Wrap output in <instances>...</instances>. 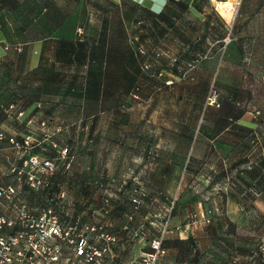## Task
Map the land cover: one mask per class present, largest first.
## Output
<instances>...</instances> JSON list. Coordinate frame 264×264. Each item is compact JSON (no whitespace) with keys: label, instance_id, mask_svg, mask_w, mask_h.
<instances>
[{"label":"rangeland","instance_id":"obj_1","mask_svg":"<svg viewBox=\"0 0 264 264\" xmlns=\"http://www.w3.org/2000/svg\"><path fill=\"white\" fill-rule=\"evenodd\" d=\"M68 1L70 5L77 2ZM222 1L230 2L233 14L240 0L213 2L218 6ZM83 13L87 16L86 11ZM67 17L76 23L82 15L70 8ZM149 21L167 24L161 26L170 32L167 19ZM229 22L219 28L224 34L217 33L225 44L234 37H256L264 42V24L257 30L245 26L242 35L235 23ZM80 25L78 29L84 31ZM142 27L144 24L140 23L128 26V40L134 48L137 42L145 47L148 42L152 49L158 48L164 56L172 58L169 63L172 67L177 54L159 42L162 37H157L156 25L149 27L148 32H141ZM76 30L75 27V36L80 37ZM117 66L120 68V64H113V72L118 70ZM72 76L71 71H60L46 80L47 85L38 83L40 107L34 124L22 129L23 136L31 134L37 144L27 150L22 148L20 152L10 143L5 149L0 146V182L16 184L20 198L37 213L51 208L60 215L67 229L82 230L98 246L106 247L101 264H141L143 253L151 248L153 238H161L166 249L158 264H227L234 258L231 250L256 248L264 251V223L260 233L238 229L235 219L231 222L234 227L230 225L228 229L221 225V220L227 216L235 218L240 194L256 199L261 195V192L259 195L247 192L246 188L264 183V79L258 83L254 96L261 113H250V119L259 118L252 137H237L238 131L232 124L229 131L234 135L232 142L217 137L212 142L192 144L156 142L149 138L178 120L191 124L202 122L201 129L209 127L210 134L221 136L220 78L213 79L206 92L204 80L195 79L188 84L182 83L175 94H162L155 106L157 111L149 121L159 124V129H148L140 93L132 96L112 94L98 101L72 89ZM172 82L173 79L168 78L161 83L172 85ZM210 97L215 100L212 104H209ZM194 145L196 155L188 154L189 147ZM66 147L68 150L63 157ZM33 153L40 160L53 158L56 161L55 170L37 171L41 180L37 187L28 183L25 172L10 171L13 166L22 167L25 157ZM29 169V165L24 167V170ZM157 169L166 173V188L162 191L146 184ZM82 181L84 190L82 185L77 186ZM207 214L211 218L209 222L204 218ZM63 246L66 264H71L73 246L66 240ZM176 255L179 261L174 262ZM244 260L251 264L253 259Z\"/></svg>","mask_w":264,"mask_h":264},{"label":"crops","instance_id":"obj_2","mask_svg":"<svg viewBox=\"0 0 264 264\" xmlns=\"http://www.w3.org/2000/svg\"><path fill=\"white\" fill-rule=\"evenodd\" d=\"M213 1L180 0L171 3L170 0H77L70 5L68 0H0V129L18 138L24 135L23 126H30L28 120L35 118L40 107L38 83L40 86L47 85L46 80H51L53 73L71 71L74 76L70 78V87L86 94L88 72L92 66L88 47L93 45L102 48L98 58L92 60V64H107L114 53L125 63L131 56V52L127 50V27L138 25V20L145 17L148 21L140 31L148 32L149 27L156 25L159 31L157 37H162L159 42L163 47L170 48L181 60L190 59L200 51V47H203V50L211 49L213 53L190 72L191 76L182 77L176 67L169 66L168 58L164 56L156 65L157 69L164 70V75L142 78L141 96L145 104L143 108L148 120L147 128L159 129V124L149 122L157 111L155 106L158 105L159 97L164 93L175 94L182 83L188 84L195 79L204 80L206 92L212 86L213 79L220 78V110L223 118L221 136L210 134L209 127L201 129L202 122L191 124L178 120L162 127L160 131L163 129L164 133L162 131L149 138L150 141L195 144L212 142L220 137L225 142H232L234 135L229 132L232 124L238 131L237 137H252L255 125L259 122V118L250 119V113L260 109L257 108L254 96L258 83L264 79V42L256 37H234L222 48L224 42L217 33L224 34L219 28L228 25L229 21L235 23L242 35L245 26L257 30L264 24V0H240L233 14L229 1L219 2L218 6ZM169 5L171 8H168ZM70 8L82 15L76 23L70 22L72 20L67 17ZM86 9L89 15L91 12L94 15L87 22L84 21L83 13ZM168 9L172 18V23L167 28L170 32L162 28L167 24L149 21ZM112 15L120 23L118 30L121 32L115 34L114 38L111 27L108 28L110 34H106L108 37L102 35V30H106L103 21L110 17L112 22ZM229 17L231 20L228 21ZM78 25L88 32H93V44L86 46V49L73 32ZM198 25L202 28L199 29ZM170 35L171 37L167 38ZM146 45L148 49H152L148 42ZM113 47L118 50L114 52L111 49ZM92 53L96 55L98 51ZM127 69L131 73V69L126 67L125 70ZM95 75V78L101 77V74ZM168 78L173 79L172 85H161L162 80ZM99 88L100 91L95 92L96 94H105L104 89H108L110 94L130 96L132 83L126 82L125 75L123 84L116 86L113 83L101 82ZM203 107L206 108V105L202 104ZM19 112H22V115L18 117ZM142 139L145 140L143 136ZM0 146L3 149L9 147L6 140H0ZM194 148L195 145L189 147L188 154L196 155L197 150H193ZM165 177V171L157 169L151 173V178L146 184L162 191L166 188ZM81 185L84 190V181L77 184L78 187ZM257 187L261 192L260 197L256 199L240 194L236 216H227L225 220H221L223 228L226 226L229 229L235 219L238 229H251L252 233H260L264 223V183H259ZM81 217L84 220L83 213ZM231 252L234 258L227 264H250L244 262V259H253L251 264H264V251L256 248H238ZM176 261H179L178 255L174 259V262Z\"/></svg>","mask_w":264,"mask_h":264},{"label":"built area","instance_id":"obj_3","mask_svg":"<svg viewBox=\"0 0 264 264\" xmlns=\"http://www.w3.org/2000/svg\"><path fill=\"white\" fill-rule=\"evenodd\" d=\"M207 56L208 54H205L203 57ZM214 101L210 97L209 104ZM260 113V110L255 111L256 115ZM21 115L22 112L17 114L18 117ZM28 124L32 126L33 120H28ZM0 140H6L17 152L37 144L29 133L18 138L16 135H8L1 129ZM67 150V147L64 148L63 157ZM26 165L30 166L29 170H24ZM55 168V159L40 160L33 153L25 157L22 167L13 166L10 171L18 174L25 172L28 183L37 187L41 182L37 173H49ZM248 190L254 195L260 194L254 185ZM204 218L208 222L211 220L208 214ZM71 229L72 227L67 229L63 225L60 215L51 208L43 213H37L34 207L20 198L16 184L0 182V264H66L68 260L63 246L65 240L73 246L71 264H101L107 248L98 246L84 231ZM165 252L162 239L153 238L151 248L143 253L141 264H157Z\"/></svg>","mask_w":264,"mask_h":264},{"label":"trees","instance_id":"obj_4","mask_svg":"<svg viewBox=\"0 0 264 264\" xmlns=\"http://www.w3.org/2000/svg\"><path fill=\"white\" fill-rule=\"evenodd\" d=\"M87 1V0H86ZM171 3L173 2H179L180 0H170ZM142 7L144 8H148L147 6L139 3ZM171 8V5L168 6V8ZM149 9V8H148ZM167 9V8H166ZM170 12V9L165 10L163 12H160L158 14L157 17H155L156 19H167L169 24L171 25V21L172 18L169 16L170 14H168ZM86 14L84 17V21L87 22L88 19H90L89 14L87 13V9H86ZM111 18H113V21L110 22V17H106L105 20L103 21L104 23V28L106 30H102V35H104L105 37L106 34H110V32L108 31V28L111 27L113 29V34L112 37H115V34L117 35L118 33L120 34V30H118V27H120V23L115 20V16H111ZM147 22L148 18H140L138 20V23L140 24H145L146 22H144V20ZM112 23V25H111ZM114 24V25H113ZM77 30V34L80 35V37H77L80 42L81 45L84 47L85 49L87 48L86 46H89V44H93V32H88L84 29V31L82 29H78V27L76 28ZM89 33V34H88ZM90 41V42H89ZM92 41V42H91ZM128 42V47L127 50H129L131 52V56L128 57L129 59H127V61L124 63L123 59L119 58L117 53H114V56L110 58V62H108L107 64H102V63H95L92 64V60H94V58H98L97 55H100V50H102L101 47H95V46H90L88 48H90V51H88L90 54V62L92 65L89 72H88V80H87V84H86V94L84 95H88V96H92V98H96V100L98 101H102V97L103 96H109L112 95L110 93H108V89H104L106 92L105 94H96L97 92L100 91L99 85H101V82H105V84L110 83V84H115L116 86L121 85L124 83V77L126 75V82H131L132 83V92L130 94V96L132 95H138L139 93L141 94V89H142V85H141V80L142 78L148 77V76H162L164 74V70L163 69H157L156 65L160 62L161 58L164 57V54H162V52L158 51V48H153L152 50H149L147 47H145L142 43H138L137 42V46L134 48L133 44L131 41H127ZM226 44L223 43L222 44V48L225 47ZM114 50V52H116L118 50L117 47H113L111 48ZM87 51V50H86ZM93 51H98V53H96V55H93L94 53H92ZM205 54H208L207 57H203ZM213 55L212 50L211 49H207V50H202L196 54H194L190 59L188 60H181L180 57L177 55L173 58V66L172 67H176L177 70L180 72L182 77H186V75L190 74V72L196 67L198 66L200 63H202L204 60L210 58ZM170 57H168V63H170ZM118 63L120 64V68L119 66H117V71H114V67L113 64ZM126 67H128L129 69H131V73H129L128 69L127 71L125 70ZM97 68V70H96ZM102 70L104 71L102 73ZM120 71V72H118ZM100 75V78H95L97 75ZM190 76V75H189ZM99 77V76H98ZM162 85V84H161ZM96 92V93H95ZM252 186V185H250ZM248 186L246 188V191L249 192V187ZM182 242H184V240H182ZM158 264V263H157Z\"/></svg>","mask_w":264,"mask_h":264}]
</instances>
